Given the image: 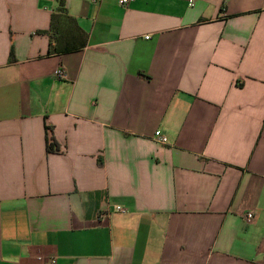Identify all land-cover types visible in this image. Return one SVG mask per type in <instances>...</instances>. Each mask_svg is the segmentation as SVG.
<instances>
[{"label":"crops","instance_id":"crops-1","mask_svg":"<svg viewBox=\"0 0 264 264\" xmlns=\"http://www.w3.org/2000/svg\"><path fill=\"white\" fill-rule=\"evenodd\" d=\"M66 5L0 0V264H264V0Z\"/></svg>","mask_w":264,"mask_h":264},{"label":"trees","instance_id":"trees-1","mask_svg":"<svg viewBox=\"0 0 264 264\" xmlns=\"http://www.w3.org/2000/svg\"><path fill=\"white\" fill-rule=\"evenodd\" d=\"M55 1L57 7L52 14L50 29L40 31L42 34L49 35V52L60 54L84 48L87 45L88 34L70 15L66 0ZM47 149L48 152L53 151L51 144L48 145Z\"/></svg>","mask_w":264,"mask_h":264},{"label":"built area","instance_id":"built-area-1","mask_svg":"<svg viewBox=\"0 0 264 264\" xmlns=\"http://www.w3.org/2000/svg\"><path fill=\"white\" fill-rule=\"evenodd\" d=\"M95 2H99L100 0H93ZM133 1V0H119V3L122 5V6H128L129 3ZM194 1L195 0H190V5L192 6L194 4ZM55 76L59 79H63L66 77V74H65V70L63 68H58L55 72ZM155 139L161 143H166L167 142V138L162 134V132L160 130H157L155 132ZM116 210L117 211H120V212H126V209L123 208L122 206H117L116 207ZM253 218V214L252 213H249L247 215V219L248 221H251ZM52 263H55L56 261L54 259L51 260Z\"/></svg>","mask_w":264,"mask_h":264}]
</instances>
